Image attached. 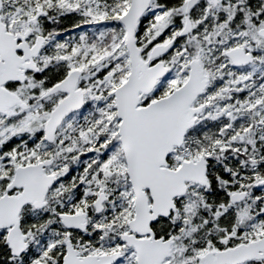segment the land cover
<instances>
[{
	"label": "snow or ice",
	"instance_id": "snow-or-ice-1",
	"mask_svg": "<svg viewBox=\"0 0 264 264\" xmlns=\"http://www.w3.org/2000/svg\"><path fill=\"white\" fill-rule=\"evenodd\" d=\"M0 264H264V0H0Z\"/></svg>",
	"mask_w": 264,
	"mask_h": 264
}]
</instances>
